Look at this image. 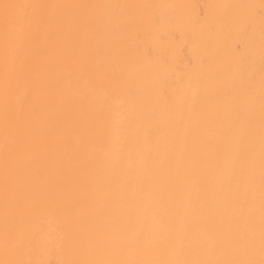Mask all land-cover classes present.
I'll use <instances>...</instances> for the list:
<instances>
[{
    "label": "bare ground",
    "instance_id": "bare-ground-1",
    "mask_svg": "<svg viewBox=\"0 0 264 264\" xmlns=\"http://www.w3.org/2000/svg\"><path fill=\"white\" fill-rule=\"evenodd\" d=\"M0 264H264V0H0Z\"/></svg>",
    "mask_w": 264,
    "mask_h": 264
},
{
    "label": "snow or ice",
    "instance_id": "snow-or-ice-1",
    "mask_svg": "<svg viewBox=\"0 0 264 264\" xmlns=\"http://www.w3.org/2000/svg\"><path fill=\"white\" fill-rule=\"evenodd\" d=\"M14 7H16L15 5H8V4H5L4 5V8H5V10L7 11L9 8H14Z\"/></svg>",
    "mask_w": 264,
    "mask_h": 264
}]
</instances>
